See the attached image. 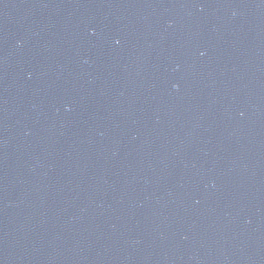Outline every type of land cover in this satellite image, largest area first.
<instances>
[{"label": "water", "instance_id": "1", "mask_svg": "<svg viewBox=\"0 0 264 264\" xmlns=\"http://www.w3.org/2000/svg\"><path fill=\"white\" fill-rule=\"evenodd\" d=\"M0 264H264V0H0Z\"/></svg>", "mask_w": 264, "mask_h": 264}]
</instances>
